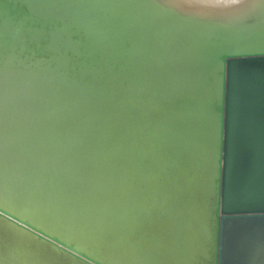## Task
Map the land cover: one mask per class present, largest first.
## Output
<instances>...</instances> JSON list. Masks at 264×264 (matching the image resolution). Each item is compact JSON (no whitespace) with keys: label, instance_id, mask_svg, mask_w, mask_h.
I'll return each mask as SVG.
<instances>
[{"label":"bare ground","instance_id":"obj_1","mask_svg":"<svg viewBox=\"0 0 264 264\" xmlns=\"http://www.w3.org/2000/svg\"><path fill=\"white\" fill-rule=\"evenodd\" d=\"M18 1L53 27L0 22V208L101 264H211L214 71L250 47L211 39L247 38L252 22L218 0H189L187 14L160 0ZM124 41L131 58L113 69ZM79 48L100 61L76 68L65 51Z\"/></svg>","mask_w":264,"mask_h":264},{"label":"water","instance_id":"obj_2","mask_svg":"<svg viewBox=\"0 0 264 264\" xmlns=\"http://www.w3.org/2000/svg\"><path fill=\"white\" fill-rule=\"evenodd\" d=\"M7 18H10L11 22H22L26 19V28L46 33L53 27L52 24H44L42 19L36 20L29 8L18 0H0V22ZM250 21L255 31L249 37L212 38V42L233 45L237 49L250 45L259 50L264 44V32L258 31L264 28V20L259 16L241 20L242 23ZM59 25L57 23L56 27ZM70 33L72 41L84 43L80 29L71 27ZM119 36L127 38L131 34L116 32L113 36L116 43ZM7 39V36L4 37V42H7ZM29 45L30 48L35 47L33 41ZM7 46L8 44H5L4 47ZM129 47V43L124 41V46L122 43V49L117 50L115 55L124 53ZM78 50L79 56L73 55L70 50L65 51V55L72 59V65L77 63L76 68L81 64V69H84V66L88 67L92 62L100 61L96 53L89 56L82 48ZM126 55H117V61L110 63L109 67L125 68L124 62L131 58ZM220 66L225 69V82L223 94L219 98L220 109L216 120L218 141L214 161L210 262L264 264V55L245 58L241 53L226 52L220 55ZM129 68L132 72L133 68ZM202 76L199 84L202 86L200 90L204 92V87L208 88L213 80L209 73L205 72ZM162 105L156 102L157 107ZM171 126L174 130L175 124L172 123ZM188 136L184 137L187 139ZM161 142H165L164 147L167 146V150H172L168 140ZM149 159L153 160L146 158L140 162L141 166L147 167ZM156 159L162 157L159 155ZM163 168L161 164V167L153 172L165 179ZM165 172L167 174V171ZM0 213H3L0 216V226H4L10 233L26 242L39 245L55 257L51 256L47 264H101L8 211L0 208Z\"/></svg>","mask_w":264,"mask_h":264},{"label":"snow or ice","instance_id":"obj_3","mask_svg":"<svg viewBox=\"0 0 264 264\" xmlns=\"http://www.w3.org/2000/svg\"><path fill=\"white\" fill-rule=\"evenodd\" d=\"M165 6L187 14L192 7L189 0H160ZM226 5L220 9L224 12H234L239 15L236 19H244L259 16L264 18V0H218ZM43 53L37 52L36 55ZM241 55L245 58H254L257 55H264V44L259 50L248 47ZM225 82V69L217 67L214 71V93L217 98L223 94ZM4 179L3 171L0 169V182ZM3 213H0L2 216ZM10 219V217H9ZM51 259L50 254L39 245L26 242L23 238L10 233L4 226H0V264H47Z\"/></svg>","mask_w":264,"mask_h":264}]
</instances>
